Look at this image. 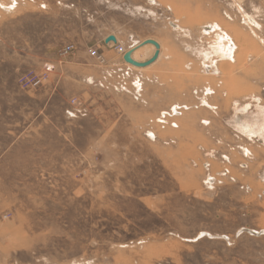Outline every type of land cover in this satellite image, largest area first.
<instances>
[{"label":"rangeland","instance_id":"obj_1","mask_svg":"<svg viewBox=\"0 0 264 264\" xmlns=\"http://www.w3.org/2000/svg\"><path fill=\"white\" fill-rule=\"evenodd\" d=\"M0 264H264V0H0Z\"/></svg>","mask_w":264,"mask_h":264},{"label":"water","instance_id":"obj_2","mask_svg":"<svg viewBox=\"0 0 264 264\" xmlns=\"http://www.w3.org/2000/svg\"><path fill=\"white\" fill-rule=\"evenodd\" d=\"M109 42L116 43L117 40H116L115 36L110 35V36H107V37L104 39V43H105V44H107V43H109ZM146 45H152V46L155 47L156 50H155L153 56H152L149 60H147V61H145V62H142V63L135 62V61L131 58V55H132L133 51H134L135 49H137V48H140V47H143V46H146ZM158 50H159V46H158V44H157L156 42H154V41L148 39V40H145V41H143L142 43L138 44L136 47L129 49V50H128V51L122 56V60H123L126 64H128V65H130V66H132V67H134V68H139V69H140V68H141V69H142V68H146V67L150 66L151 64H153V63L157 60L158 53H159Z\"/></svg>","mask_w":264,"mask_h":264},{"label":"built area","instance_id":"obj_3","mask_svg":"<svg viewBox=\"0 0 264 264\" xmlns=\"http://www.w3.org/2000/svg\"><path fill=\"white\" fill-rule=\"evenodd\" d=\"M108 47H112L114 48L119 54H121L122 56L126 53V49H124L123 46H121L118 42L116 43H107L105 44ZM69 48H67L66 50H64L63 54H67L69 52ZM89 54L91 57L99 59L100 56L97 54L96 50H90ZM26 84L30 85V86H35L36 84L39 83V80H36L35 76H30L28 79L25 80Z\"/></svg>","mask_w":264,"mask_h":264},{"label":"bare ground","instance_id":"obj_4","mask_svg":"<svg viewBox=\"0 0 264 264\" xmlns=\"http://www.w3.org/2000/svg\"><path fill=\"white\" fill-rule=\"evenodd\" d=\"M115 38H116V37H115ZM116 40H117V39H116ZM152 41L156 42V43L158 44V46H159V50H158L159 53H158V57H157V59H158L159 56H160V54H161V46H160V44H159L157 41H155V40H152ZM111 43H112V42H111ZM146 46H147V45H146ZM149 46H151L152 49H153V52H152V54H151L150 57H149V59H150V58L153 56V54H154V52H155L156 49H155V47L152 46V45H149ZM135 50H136V49H135ZM135 50H134V51H135ZM127 51H128V50H127ZM127 51H126V52H127ZM134 51H133V53H134ZM133 53H132V54H133ZM131 58H132V55H131ZM132 59H133L135 62H137L134 58H132ZM149 59H148V60H149ZM144 62H145V61H144ZM139 63H142V62L139 61ZM140 69H141V68H140ZM142 69H143V68H142Z\"/></svg>","mask_w":264,"mask_h":264},{"label":"crops","instance_id":"obj_5","mask_svg":"<svg viewBox=\"0 0 264 264\" xmlns=\"http://www.w3.org/2000/svg\"><path fill=\"white\" fill-rule=\"evenodd\" d=\"M107 36H110V35H107ZM107 36H106V37H107ZM145 40H148V38H147V39H143L141 42H143V41H145ZM141 42H140V43H141ZM137 44H139V43H137ZM137 44H136V45H137ZM135 53H137V50H135L134 53L132 54V58H134L137 62H139V61H140V62H144V61H147V60L149 59V58H147V59H144V60H137V59L135 58ZM144 69H145V68H144Z\"/></svg>","mask_w":264,"mask_h":264}]
</instances>
